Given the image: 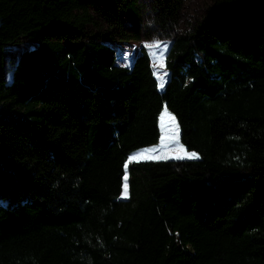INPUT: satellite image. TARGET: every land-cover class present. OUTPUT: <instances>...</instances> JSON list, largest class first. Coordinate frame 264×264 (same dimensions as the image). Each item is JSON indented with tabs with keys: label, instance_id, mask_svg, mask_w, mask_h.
Segmentation results:
<instances>
[{
	"label": "trees",
	"instance_id": "1",
	"mask_svg": "<svg viewBox=\"0 0 264 264\" xmlns=\"http://www.w3.org/2000/svg\"><path fill=\"white\" fill-rule=\"evenodd\" d=\"M154 2L168 22L183 5ZM141 7L0 0V264H264V0H214L162 91L144 50L121 67L89 32L126 15L119 38L140 40ZM165 108L198 159L127 164L159 146Z\"/></svg>",
	"mask_w": 264,
	"mask_h": 264
},
{
	"label": "rangeland",
	"instance_id": "2",
	"mask_svg": "<svg viewBox=\"0 0 264 264\" xmlns=\"http://www.w3.org/2000/svg\"><path fill=\"white\" fill-rule=\"evenodd\" d=\"M142 6V10L139 15V27H140V40H122L119 37L124 35H130L131 33V22L122 15L120 18V28L113 25L114 20L104 21L101 18L97 19L98 28H89L90 35L92 38L110 47L115 55V63L118 66L130 68L134 59L144 50L150 59V65L153 75L157 81L159 91H162L167 80L168 71L165 68V61L168 51L172 45V42L177 36L184 35L188 32L193 31L203 20L208 16L210 9L214 6V0H183V5L179 11L178 17L174 22L159 20L157 16V10L155 9L154 0H133ZM160 42L161 47H146V45ZM167 44V51H164L163 45ZM35 48V44L23 43L7 46L4 51L3 59V74L7 84L11 82L12 72L19 60L20 55L24 51H29ZM163 53V60H161V54ZM165 72L167 75L165 76ZM160 76L164 77L163 87H160L161 80ZM167 113H169L167 111ZM167 113L165 116V128L161 127V119L159 124L160 133L162 135L167 132ZM160 145V141L158 142ZM158 145V144H157ZM151 146L134 151V155L144 152L147 149H155L159 146ZM175 147V145H172ZM158 154V153H157ZM133 155V156H134ZM198 159V158H197ZM152 159H139L138 161H149ZM168 160H194V159H168ZM138 161H129L127 164ZM157 161V160H152ZM127 174V169H125ZM128 180V177H127ZM125 183V181H124ZM123 183V185H124ZM123 192V189H122ZM119 199L122 198V193Z\"/></svg>",
	"mask_w": 264,
	"mask_h": 264
},
{
	"label": "snow or ice",
	"instance_id": "3",
	"mask_svg": "<svg viewBox=\"0 0 264 264\" xmlns=\"http://www.w3.org/2000/svg\"><path fill=\"white\" fill-rule=\"evenodd\" d=\"M146 47L152 48L161 47L160 42H155L154 44L146 45ZM168 45L164 44L163 49L167 51ZM161 60H163V53L161 54ZM167 73L165 72V76ZM161 80L160 87H163L164 77L160 76ZM165 113H167V109L165 108ZM165 116H161V127L165 128ZM167 132L162 135L160 138V145L155 149H147L144 152H141L137 155L129 157V161H138L139 159H152V160H168V159H197L198 155L195 152H188L182 144H179V125L176 121L175 116L167 113ZM175 145V147H172ZM158 153V154H157ZM128 165L125 164V169H127ZM124 186L122 192V198H128V184H127V174L124 177Z\"/></svg>",
	"mask_w": 264,
	"mask_h": 264
}]
</instances>
